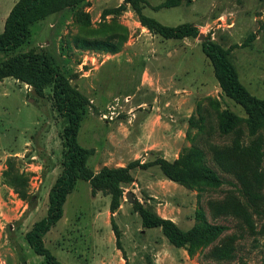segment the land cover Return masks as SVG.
I'll use <instances>...</instances> for the list:
<instances>
[{
  "label": "rangeland",
  "instance_id": "obj_1",
  "mask_svg": "<svg viewBox=\"0 0 264 264\" xmlns=\"http://www.w3.org/2000/svg\"><path fill=\"white\" fill-rule=\"evenodd\" d=\"M165 1L138 3L164 25L196 26V37L154 33L126 0H56L19 47L0 51V60L27 52L51 57L80 115L76 142L89 153L61 218L42 238L61 264H264V127L249 132L244 109L222 93L201 50L206 38L228 49L240 82L264 99V0ZM16 2L0 0V34ZM88 41H108L116 51ZM14 73L0 76V264H46L24 234L46 213L66 151L67 119L51 83L31 68ZM223 112L237 118L228 133L219 128ZM192 150L221 178L218 188L175 182L155 163ZM129 164L131 180L119 182L122 196L111 212L107 188L92 191L82 174ZM136 204L183 231L199 223V211L224 230L189 254L160 227H143ZM224 242L231 256L219 261L213 251Z\"/></svg>",
  "mask_w": 264,
  "mask_h": 264
},
{
  "label": "trees",
  "instance_id": "obj_2",
  "mask_svg": "<svg viewBox=\"0 0 264 264\" xmlns=\"http://www.w3.org/2000/svg\"><path fill=\"white\" fill-rule=\"evenodd\" d=\"M56 0H17L10 9L5 23L4 31L0 34V51H13L19 47L29 35V27L38 18L51 11ZM130 2L137 12L140 22L154 33L164 38L182 39L184 37H196L198 30L196 26L189 23H181L175 26L164 25L156 19L142 13L139 0H126ZM180 0H166L163 5L174 6ZM87 46L107 51H116L113 43L108 41H88ZM201 50L208 58L214 72V76L222 93L238 103L245 111L246 122L251 134L260 127H264V99L251 95L240 82L236 67L232 63L229 50L209 38L201 42ZM27 67L43 80L44 83L53 85V97L60 113L67 119V126L64 130L66 151L63 155L60 174L55 179L49 193L45 215L35 221L24 238L39 256H43L46 264H61L56 257L44 246L42 238L49 229L61 218L63 204L67 195L75 186L77 169L83 170L87 149L79 146L76 142V134L79 126L80 115L75 105L70 101L66 89L64 76L56 69L53 59L45 54L17 53L9 59L0 60V76L14 75L16 68ZM237 118L233 113L223 112L219 122V128L223 133L230 132L236 125ZM199 150H192L191 153L183 155L173 162L165 159L156 160L162 173L169 179L179 183H200L212 188H218L222 184L218 174L201 159ZM254 159V158H252ZM250 159L244 167L250 169ZM243 161V158H236V162ZM235 162V164H236ZM132 164L126 167L109 169L105 168L97 176H87L90 179L92 191L97 187H106L110 194L109 209L113 212L118 206L122 196L119 182H128L131 176L128 174ZM245 171V170H244ZM14 186L15 184L12 183ZM16 187V186H15ZM136 211L139 213L141 225L145 228L160 227L167 240L177 247L188 245L187 251L192 254L194 249L214 241L224 230V226L208 223L202 211L197 213L199 223L192 228L183 231L172 220L162 218L136 204ZM112 221V220H111ZM113 229L118 243L119 234L113 222ZM231 244L224 242L218 245L213 255L221 261L231 256ZM216 264H230L220 262Z\"/></svg>",
  "mask_w": 264,
  "mask_h": 264
},
{
  "label": "water",
  "instance_id": "obj_3",
  "mask_svg": "<svg viewBox=\"0 0 264 264\" xmlns=\"http://www.w3.org/2000/svg\"><path fill=\"white\" fill-rule=\"evenodd\" d=\"M198 38L201 39V40H203V35L202 34H199ZM126 196H127V198H129V200H132L131 195H130L129 192L126 194Z\"/></svg>",
  "mask_w": 264,
  "mask_h": 264
}]
</instances>
